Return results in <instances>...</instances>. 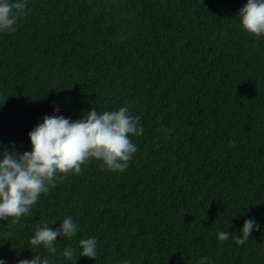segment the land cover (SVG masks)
<instances>
[{
	"label": "trees",
	"instance_id": "trees-1",
	"mask_svg": "<svg viewBox=\"0 0 264 264\" xmlns=\"http://www.w3.org/2000/svg\"><path fill=\"white\" fill-rule=\"evenodd\" d=\"M246 3L27 0L17 30L0 32V144L31 151L28 133L45 115L77 120L93 108L130 106L143 132L124 172L93 160L19 223L0 221V259L264 264V36L243 30ZM69 216L77 234L57 237L55 254L31 249L37 227ZM249 218L259 229L238 246ZM92 237L97 257H78Z\"/></svg>",
	"mask_w": 264,
	"mask_h": 264
},
{
	"label": "clouds",
	"instance_id": "clouds-1",
	"mask_svg": "<svg viewBox=\"0 0 264 264\" xmlns=\"http://www.w3.org/2000/svg\"><path fill=\"white\" fill-rule=\"evenodd\" d=\"M28 14L27 0H0V32L14 33ZM237 15L245 32L253 38L264 36V0H247ZM54 111L59 113V107ZM142 132L140 117L131 114L130 106L102 114L93 108L77 120L60 114L45 115L43 122L28 133L31 151L18 153L14 146L9 151L0 144V221L12 218V224L19 223L22 217L31 214L41 194L46 195L55 188L58 180L70 174H81L83 166L93 160L102 161V168L106 170L124 172L138 151L131 137ZM55 221L36 228L29 240L31 249L43 246L48 253L55 254L57 237L70 239L77 234V224L71 216L53 229L50 224ZM254 228L259 229L255 219H246L243 235L234 238L236 245H244ZM217 239L228 240L229 232H218ZM75 252L76 249L66 247L63 255L71 260ZM79 256L97 257L95 237L79 240ZM0 264H7V261L0 259ZM17 264H49V260L36 254ZM198 264H210L209 258H201Z\"/></svg>",
	"mask_w": 264,
	"mask_h": 264
}]
</instances>
